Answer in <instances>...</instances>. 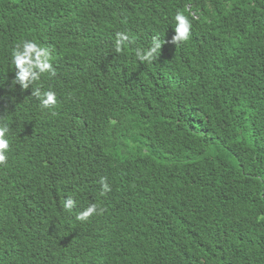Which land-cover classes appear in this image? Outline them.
<instances>
[{
  "label": "trees",
  "instance_id": "obj_1",
  "mask_svg": "<svg viewBox=\"0 0 264 264\" xmlns=\"http://www.w3.org/2000/svg\"><path fill=\"white\" fill-rule=\"evenodd\" d=\"M24 41L56 72L27 90ZM3 127L0 264H264V0H0Z\"/></svg>",
  "mask_w": 264,
  "mask_h": 264
},
{
  "label": "clouds",
  "instance_id": "obj_2",
  "mask_svg": "<svg viewBox=\"0 0 264 264\" xmlns=\"http://www.w3.org/2000/svg\"><path fill=\"white\" fill-rule=\"evenodd\" d=\"M175 35L170 41L174 45L186 43L191 35L192 23L189 19V14L184 11H178L174 17ZM133 43L127 35L117 33L115 52L122 53L126 44ZM165 41H161L159 37H154L151 42V47L145 50H136V57L140 63H152L156 60L157 53H160ZM52 59L51 50L46 47H41L35 42L24 41L16 46L12 52V64L15 70V79L13 85L19 84L21 90H27L29 87L38 81L42 75L49 74L51 77L56 75L55 70L50 63ZM31 95L40 100V107L48 109L56 106V95L49 91L41 94L37 89L32 91ZM9 131L7 127L0 128V165H6L7 157L5 153L9 150V143L4 138ZM101 185V195H105L111 191L108 183L104 178L99 181ZM75 207V202L68 199L64 203L66 211H71ZM97 214L96 205L89 206L86 210L76 216V220L84 223L87 222L93 215Z\"/></svg>",
  "mask_w": 264,
  "mask_h": 264
}]
</instances>
